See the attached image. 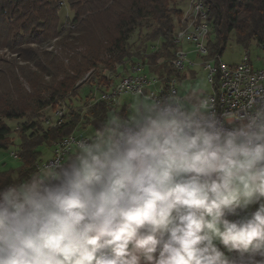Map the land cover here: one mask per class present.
I'll list each match as a JSON object with an SVG mask.
<instances>
[{"label":"clouds","instance_id":"1","mask_svg":"<svg viewBox=\"0 0 264 264\" xmlns=\"http://www.w3.org/2000/svg\"><path fill=\"white\" fill-rule=\"evenodd\" d=\"M145 96L0 182V264H264V105Z\"/></svg>","mask_w":264,"mask_h":264},{"label":"trees","instance_id":"2","mask_svg":"<svg viewBox=\"0 0 264 264\" xmlns=\"http://www.w3.org/2000/svg\"><path fill=\"white\" fill-rule=\"evenodd\" d=\"M185 2L0 0V51L18 53L36 68L0 57V151L8 152L14 146L7 121L27 120L20 129L18 152L11 153L20 166L8 170L0 163V182L26 178L43 163V147L76 134L84 118L71 106L68 113L64 106L93 81L108 84L109 76L104 73L116 74L130 63H142L160 77H177L171 62L178 49L175 34L184 15L180 6ZM204 2L210 10L207 42L211 59L222 58L232 34L246 52L257 44L264 53V0ZM137 32H147L146 43L156 44L157 49L146 54L133 51L130 41ZM53 40H57L54 50L42 51ZM87 74L90 80L82 83ZM87 107L85 120L95 129L113 111L103 101ZM61 108L65 115L60 126H54V118L44 120L45 110L55 114ZM49 120L52 124H47Z\"/></svg>","mask_w":264,"mask_h":264},{"label":"built area","instance_id":"3","mask_svg":"<svg viewBox=\"0 0 264 264\" xmlns=\"http://www.w3.org/2000/svg\"><path fill=\"white\" fill-rule=\"evenodd\" d=\"M205 0H187L188 7L178 25L175 34V43L178 46L175 59L171 62L173 68L182 73L187 69L201 67L206 71L210 91L204 98L205 107L224 117L227 113L244 115L258 106L264 105V68H254L250 62L249 52L241 63L227 65L218 56L210 58L208 38L211 26L209 23L210 10ZM191 55L197 60L191 59ZM164 61H160L162 64ZM118 78V77H117ZM103 93L93 102L103 101L108 106H115L119 99L126 95L145 96L153 99L174 96L181 102L179 82L176 76H158L148 70L145 64H133L124 78L116 82L114 77H109V83L103 86ZM65 109L61 108L55 113L54 126L63 122ZM47 124H52L47 121ZM84 135L73 134L58 141L54 146L53 158L40 163L36 169L46 165L54 159H65L70 155V148L75 143L86 138ZM238 264L240 262L238 261Z\"/></svg>","mask_w":264,"mask_h":264},{"label":"rangeland","instance_id":"4","mask_svg":"<svg viewBox=\"0 0 264 264\" xmlns=\"http://www.w3.org/2000/svg\"><path fill=\"white\" fill-rule=\"evenodd\" d=\"M180 7L185 10L188 7V3L185 2ZM146 33L147 32H142V33L137 32L131 38L130 43L132 45L133 51L135 52L140 51L143 54L144 53L146 54L153 52L154 50L157 49L156 44L146 43ZM235 40L236 37L234 34H232L227 44V47L224 53L222 54L223 56L221 60L227 65H237L241 63L246 53V50L242 46L238 45L237 41ZM56 43L57 40H53L51 42L45 43L41 47L42 51L45 52L53 51ZM249 54H250L251 62L254 64L256 68H264V53L257 44H253L251 46V48L249 49ZM0 57L3 60L8 61L10 63L19 64L20 66H25V67L29 66L33 69H36L35 66L32 64V62L30 63L28 61H25L22 57L18 55V53L17 54L13 53L11 50L5 49L0 51ZM131 66L132 65L130 63L125 68H120L116 74H109V73H104V74L109 77H114L115 81L119 82L121 78L125 77L127 70ZM200 69L201 68H199L198 70L200 77L197 80L196 84L194 85V88L195 90L197 89L210 90L211 87L208 82L207 74H205L206 71L205 73H203L202 71L204 70L201 69L200 71ZM89 80H90V74H87L85 75V78L83 79L82 83L84 81L85 83H87ZM99 82H100L99 80L93 81L94 84L92 86L90 85L86 86V88L82 90L78 98H74L71 103L67 101V104L64 106V108L67 110L68 113L70 112L69 106H71L74 110L81 112L80 114H82V117L84 118L80 126V129L82 130L85 129L87 126H90L88 121L85 120L86 119L85 116L88 110L87 104H91L92 102H94L96 99L99 98L100 91L98 90H101L100 87L104 90L103 86H100L101 83ZM43 114H44V120L54 118V121H56L55 114L51 109L45 110ZM26 122L27 120L7 121L8 126L11 127V130L13 131L11 138L13 140L14 146L8 152L0 151V163H5L6 167H8V170L16 169L20 166V162L17 160L16 157L11 156V153L18 152V147L20 144V139H19L20 129L21 126H23Z\"/></svg>","mask_w":264,"mask_h":264},{"label":"crops","instance_id":"5","mask_svg":"<svg viewBox=\"0 0 264 264\" xmlns=\"http://www.w3.org/2000/svg\"><path fill=\"white\" fill-rule=\"evenodd\" d=\"M191 59L197 60V58L193 55H191ZM250 62H251V59H250ZM251 64L253 65L254 68H256L252 62ZM199 68L201 67L190 68V69L185 70L182 73H178L177 78L179 82V94L183 99L182 103L185 105V107H191L193 104H197L200 101H203L206 94L210 91L206 89L195 90L194 88V85L196 84L197 80L200 77L199 72H198ZM202 72L205 73L204 71ZM140 99L142 98L139 96H133V95H126V96L121 97L118 103L115 106L111 107L113 111L112 113H110L109 117L113 114L120 113V112H130L132 107H134L136 102ZM95 131L96 129L92 127V125L87 126L83 130L80 129L79 127V129L76 132V135H84V136L90 137L95 133ZM53 151H54V146L43 147L41 162H46L52 159Z\"/></svg>","mask_w":264,"mask_h":264}]
</instances>
